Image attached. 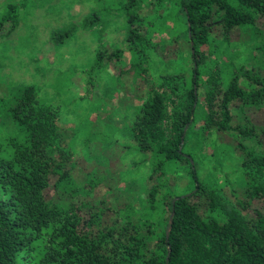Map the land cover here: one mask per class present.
Returning a JSON list of instances; mask_svg holds the SVG:
<instances>
[{
  "label": "trees",
  "instance_id": "obj_1",
  "mask_svg": "<svg viewBox=\"0 0 264 264\" xmlns=\"http://www.w3.org/2000/svg\"><path fill=\"white\" fill-rule=\"evenodd\" d=\"M103 1L112 6L90 10L79 28L102 31V16L114 10L126 23L128 47L142 51L139 0ZM27 3L7 0L1 7L0 39L11 33ZM175 3L189 48L188 79L183 73L167 75L163 90L148 91L127 128L132 149L151 159V184L140 210L127 203L104 222L111 209L103 200H91L100 176L85 171L80 183L73 180L71 154L61 143L71 130L59 126L52 104L38 99L32 85L0 95V128L7 129L0 133V264H264V128L248 118L240 128L232 125L230 112L232 105L242 114L249 108L264 110V73L236 60L237 50L228 54L222 84L203 67L211 52L223 54L236 46L240 34L264 58V0ZM73 28L51 29L48 42L61 45ZM116 55L99 43L92 62L81 69V96L88 93L93 74ZM199 119L203 123L196 127ZM209 128L254 140L251 146L237 143L241 178L231 189L230 206L198 173L195 149ZM177 162L186 163V180L192 184L185 193H172L163 179L165 165ZM254 200L263 207H252Z\"/></svg>",
  "mask_w": 264,
  "mask_h": 264
},
{
  "label": "rangeland",
  "instance_id": "obj_2",
  "mask_svg": "<svg viewBox=\"0 0 264 264\" xmlns=\"http://www.w3.org/2000/svg\"><path fill=\"white\" fill-rule=\"evenodd\" d=\"M6 1L0 0V9ZM111 6L103 0H28L19 9L11 33L0 39V95L7 96L21 86L32 85L38 99L52 104L59 126L71 130L68 136L61 137V143L71 154L73 180L80 183L85 171L100 176L91 200H103L109 206L111 211L103 217L107 224L112 220V210L117 211L124 204L140 210L151 184L148 180L151 159L132 149L134 141L127 131L134 110L148 91L163 90L167 75L183 73L188 79L190 68L182 12L175 0H139L140 34L146 41L140 54L128 47L126 23L114 10L102 16L106 19L102 31L77 25L90 10ZM69 25L74 28L61 45L48 42L51 29ZM237 39L236 46H228L223 54L211 52L204 61L203 67L218 77L221 84L226 76V59L234 50L238 54L236 60L259 66L264 73V58L252 49L253 41L245 34ZM99 43L117 51V55L93 74L88 93L81 96L84 92L81 69L92 62ZM218 47L223 48L222 44ZM198 97L202 101L201 93ZM230 112L232 125L238 124L240 128L248 118L253 125L264 128L263 109L249 108L242 114L232 105ZM202 123L199 119L196 127ZM3 130L7 129L0 128V133ZM209 130V135L195 149L198 173L217 193L220 202L230 206L234 202L231 189L236 190L241 178L237 169L242 154L237 143L251 146L254 140L236 131ZM92 131L95 132L91 135ZM185 165L177 162L164 167L165 186L172 193H185L192 187L186 180ZM251 206L261 208L263 204L254 200Z\"/></svg>",
  "mask_w": 264,
  "mask_h": 264
}]
</instances>
